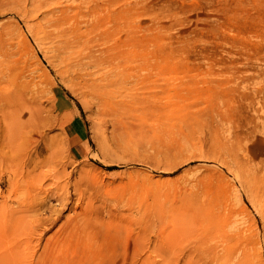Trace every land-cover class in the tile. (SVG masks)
Returning a JSON list of instances; mask_svg holds the SVG:
<instances>
[{"label":"rangeland","instance_id":"1","mask_svg":"<svg viewBox=\"0 0 264 264\" xmlns=\"http://www.w3.org/2000/svg\"><path fill=\"white\" fill-rule=\"evenodd\" d=\"M1 88L0 264H264V0H0Z\"/></svg>","mask_w":264,"mask_h":264},{"label":"bare ground","instance_id":"2","mask_svg":"<svg viewBox=\"0 0 264 264\" xmlns=\"http://www.w3.org/2000/svg\"><path fill=\"white\" fill-rule=\"evenodd\" d=\"M65 35H62V38L64 37ZM60 38V37H59ZM62 38L60 39V40H62ZM59 40V39H58ZM65 40V39H64ZM64 40H62V42L64 41ZM66 40H67V38H66ZM80 41H82V42H84V40H78V41H75V43L74 44H72V45H67L66 47H65V50L67 49V50H69L70 49V47H71V49L73 50V49H77V51H79L80 52V50H78L79 49V47L82 45V43H80ZM69 42V41H68ZM64 43V42H63ZM67 43V41H65V44ZM64 44V45H65ZM56 45H57V43H56ZM61 45V44H60ZM64 45L62 46V47H64ZM54 47H56V46H54ZM53 47V48H54ZM57 47H59V44L57 45ZM58 49V48H57ZM64 49V48H63ZM62 49V50H63ZM71 49L69 50V51H71ZM62 50H59V53H61V52H63ZM64 50V51H65ZM58 53V52H57ZM58 53V54H59ZM56 54V53H55ZM57 54V55H58ZM62 54V53H61ZM66 54V53H65ZM71 54L72 55H70V56H73V52H71ZM78 54V53H77ZM77 54L76 55H74V57L76 56V57H78L77 56ZM80 54V53H79ZM78 54V55H79ZM54 55V54H53ZM59 56V55H58ZM57 56V58H59V59H62V58H60V57H58ZM69 55H66V58L68 57ZM81 56H83V55H81ZM56 57V56H55ZM62 57H64L63 55H62ZM74 57H72V58H67V59H65V61L66 60H68V59H73ZM79 58V57H78ZM52 59H53V56H52ZM51 59V60H52ZM81 59V58H80ZM58 60V59H57ZM82 60V59H81ZM53 61V60H52ZM60 61V60H59ZM62 61V60H61ZM64 61V60H63ZM72 61V60H71ZM57 62V61H56ZM72 63H74V61L73 62H71L70 64L72 65ZM76 63V62H75ZM58 64H59V62H58ZM63 64H65V63H63ZM69 64V65H70ZM77 65L79 64V63H76ZM81 65V64H80ZM74 66H75V64H74ZM73 67V66H72ZM78 67V66H77ZM66 68V67H65ZM66 69H69V68H66ZM71 69V68H70ZM73 69V68H72ZM79 71V70H78ZM12 75V74H11ZM4 82V81H3ZM2 83V82H1ZM9 84V83H8ZM10 86H11V84H9ZM9 85H7V86H9ZM3 86H4V84H3ZM12 87V86H11ZM15 87V86H14ZM16 88V87H15ZM12 91H9V90H7V89H4V88H1L0 89V114L1 115H10L11 117H13L12 119H11V121L13 120V122L15 121V127H16V132L17 133H22L23 132V130L26 128V127H31L32 125H34L35 123H36V121H37V119H39L40 120V117H39V113H40V111H41V108L38 106V107H36V104H35V101H34V97H30L29 99L28 98H26V96H25V94H23L24 93V91L23 92H21V91H18V90H13V89H11ZM22 90V89H21ZM100 90V89H99ZM28 93H30V92H28ZM31 94H29V96H30ZM99 95V94H98ZM34 96V95H33ZM37 97V96H36ZM103 97V96H102ZM97 99V98H96ZM96 101H98V100H96ZM103 101V100H102ZM102 103V102H101ZM38 105V104H37ZM36 107V108H35ZM0 115V116H1ZM2 117V116H1ZM5 120V119H4ZM7 120V119H6ZM6 122V121H5ZM9 123H11V122H9ZM13 124V123H12ZM9 125V124H8ZM11 125V124H10ZM7 126V125H6ZM10 127V126H9ZM27 130V129H26ZM25 130V131H26ZM32 130V129H31ZM12 131V130H11ZM13 131H15V130H13ZM12 134V133H11ZM13 134H15V132L13 133ZM27 134H29V133H27ZM19 135V134H18ZM22 136V135H21ZM14 137V136H13ZM24 137V136H23ZM18 140V139H17ZM27 143V142H26ZM39 149V148H38ZM19 151V150H18ZM3 157V156H2ZM29 157V156H28ZM36 157H38V153H36L35 154V159H36ZM28 159V158H27ZM30 159V158H29ZM26 161V160H25ZM40 161V160H39ZM23 162V161H22ZM31 160H28L25 164H24V167H28V165L29 164H31ZM35 162V161H34ZM45 162V161H44ZM9 163V162H8ZM33 163V162H32ZM22 164V163H21ZM34 165V164H33ZM6 166V165H5ZM37 166V165H36ZM31 168V167H30ZM34 168H37V167H34ZM11 169V168H10ZM29 170V169H28ZM33 170V169H32ZM14 172V171H13ZM20 172H22V171H20ZM26 172V171H25ZM42 172V171H41ZM60 172V171H59ZM15 173V172H14ZM28 173H29V171H28ZM34 172H31V175L33 174ZM38 173V172H37ZM16 174V173H15ZM27 174V173H26ZM13 175V174H12ZM20 175V174H19ZM30 175V176H31ZM15 176V175H14ZM23 176H24V174H23ZM17 178V177H16ZM27 178V177H26ZM32 183V182H31ZM32 184H34V182L32 183ZM18 209V208H17ZM21 217V216H20ZM40 218H37L36 219V221H38ZM54 220V219H53ZM36 224V223H35ZM49 225H50V223H49ZM35 226V225H34ZM38 227H39V225H38ZM61 227V226H60ZM35 228V227H34ZM38 229V228H37ZM49 229L47 228V230H43V233H46V231H48ZM62 230V229H61ZM41 233V232H40ZM37 236V235H36ZM37 238H39V237H37ZM41 238V237H40ZM74 240L75 241H79V238H77V237H74ZM61 243L60 244H62V240L60 241ZM33 243V242H32ZM247 244H249V243H247ZM67 245H69V243H67ZM76 245V244H75ZM75 245H73V246H75ZM253 247V246H252ZM20 250V249H19ZM19 256V255H18ZM64 263V262H63Z\"/></svg>","mask_w":264,"mask_h":264},{"label":"crops","instance_id":"3","mask_svg":"<svg viewBox=\"0 0 264 264\" xmlns=\"http://www.w3.org/2000/svg\"><path fill=\"white\" fill-rule=\"evenodd\" d=\"M71 140L72 141H75V143H78V142H81L82 139H81V136L79 133H75L71 136Z\"/></svg>","mask_w":264,"mask_h":264}]
</instances>
